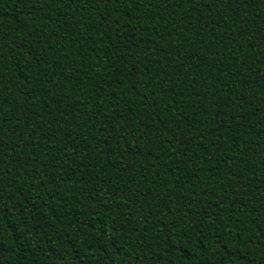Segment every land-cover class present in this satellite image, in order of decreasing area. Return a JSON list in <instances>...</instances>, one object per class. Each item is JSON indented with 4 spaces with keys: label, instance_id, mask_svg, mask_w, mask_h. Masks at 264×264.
Listing matches in <instances>:
<instances>
[{
    "label": "trees",
    "instance_id": "16d2710c",
    "mask_svg": "<svg viewBox=\"0 0 264 264\" xmlns=\"http://www.w3.org/2000/svg\"><path fill=\"white\" fill-rule=\"evenodd\" d=\"M0 264H264V0H0Z\"/></svg>",
    "mask_w": 264,
    "mask_h": 264
}]
</instances>
